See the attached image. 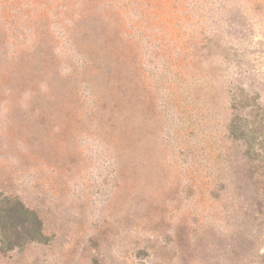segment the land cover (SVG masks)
I'll return each instance as SVG.
<instances>
[{
  "label": "rangeland",
  "instance_id": "obj_1",
  "mask_svg": "<svg viewBox=\"0 0 264 264\" xmlns=\"http://www.w3.org/2000/svg\"><path fill=\"white\" fill-rule=\"evenodd\" d=\"M0 264H264V0H0Z\"/></svg>",
  "mask_w": 264,
  "mask_h": 264
},
{
  "label": "trees",
  "instance_id": "obj_2",
  "mask_svg": "<svg viewBox=\"0 0 264 264\" xmlns=\"http://www.w3.org/2000/svg\"><path fill=\"white\" fill-rule=\"evenodd\" d=\"M235 128H237V126H236V123L235 122H233V124H232V131L234 132L235 131ZM14 212H15V214H18V213H20V209L18 208V207H14L13 209H12ZM27 212L31 215L32 214V212H30L29 210H27ZM34 220H38L37 219V217H36V219H34ZM28 221L30 222L31 220H30V217L28 216Z\"/></svg>",
  "mask_w": 264,
  "mask_h": 264
}]
</instances>
